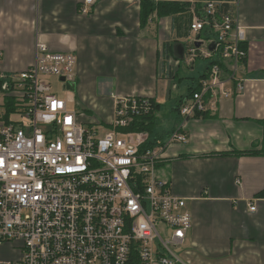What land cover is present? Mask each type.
<instances>
[{
  "label": "built area",
  "instance_id": "built-area-1",
  "mask_svg": "<svg viewBox=\"0 0 264 264\" xmlns=\"http://www.w3.org/2000/svg\"><path fill=\"white\" fill-rule=\"evenodd\" d=\"M183 1L192 14L188 57L218 63L202 80V91L184 99L182 119L167 140L154 147H146L149 132L124 130L151 113L150 97L115 96L110 124L87 122L84 112L53 88L49 76H57L65 90L76 81L74 52H55L37 42L27 69L0 70V246L19 244L21 264H128L133 253L137 264H188L179 250L193 215L158 176V166L171 145L188 142L187 121L206 110L204 94L224 83L225 66L235 79L247 51L241 47L246 33L237 2ZM227 3L232 10L223 7ZM94 4L83 0L81 13L89 14Z\"/></svg>",
  "mask_w": 264,
  "mask_h": 264
},
{
  "label": "crops",
  "instance_id": "crops-1",
  "mask_svg": "<svg viewBox=\"0 0 264 264\" xmlns=\"http://www.w3.org/2000/svg\"><path fill=\"white\" fill-rule=\"evenodd\" d=\"M82 1L0 0V70L27 69L37 42L55 52H74L77 108L90 117L101 113L100 120L109 124L115 96H147L161 104L157 93L166 77L168 98L180 91L183 80L175 83L172 77L181 69L174 75L170 67V74L168 64L188 56L190 44L181 41L185 36L175 30L172 16L154 14L142 27V0H95L89 14L81 13ZM225 1L237 2L247 58L237 65L235 79L224 67V83L204 94V115L187 121L188 142L171 145L157 172L193 215L179 250L188 264H264V0ZM167 44L171 59L163 67ZM189 67L193 70L194 63ZM100 77L109 80L108 98L91 96L92 88H84V82L96 84ZM181 119L177 113L171 129ZM21 255L19 244L0 246V262L21 264Z\"/></svg>",
  "mask_w": 264,
  "mask_h": 264
},
{
  "label": "trees",
  "instance_id": "trees-1",
  "mask_svg": "<svg viewBox=\"0 0 264 264\" xmlns=\"http://www.w3.org/2000/svg\"><path fill=\"white\" fill-rule=\"evenodd\" d=\"M223 7L225 9H233L234 6L227 3L224 4ZM156 14L158 17H164V16H172L174 21V28L177 31V33L181 36L189 37L190 36V23L192 21V14L190 12V5L188 2L182 1V0H162V1H154V0H142L141 1V25L142 27H146L151 17ZM169 44L165 45L163 48V67L169 63V60L171 59V55L169 54ZM241 47L246 50V46L244 43H242ZM168 49V50H167ZM175 59V58H173ZM214 63H218V61H211L207 67L205 68L202 75L197 79L196 84L192 86L189 89V94L186 96V98H190L194 96L195 93L202 91V80L203 79H209L211 74V67L214 65ZM169 67V73L170 71V65ZM151 101L153 103V110L149 115L143 116L141 118H138L132 123L129 128L124 130H142L147 131L150 133V139L146 144V147H154L155 145H158V143H163L168 138L171 130L167 133V138H164L163 134H156V136L153 137L154 134V128L156 127V122L158 120V114L161 110L162 105L157 102L155 99L151 98ZM185 98H181L178 100L176 106L174 107V110L176 113L180 114V106L184 102ZM203 112H196V116L202 115ZM204 115V114H203ZM234 154L241 156V155H247V154H254L257 153L256 151H234ZM260 153V152H258ZM223 155L229 154V153H222ZM137 255L136 253H133L132 258L128 264H137Z\"/></svg>",
  "mask_w": 264,
  "mask_h": 264
},
{
  "label": "rangeland",
  "instance_id": "rangeland-1",
  "mask_svg": "<svg viewBox=\"0 0 264 264\" xmlns=\"http://www.w3.org/2000/svg\"><path fill=\"white\" fill-rule=\"evenodd\" d=\"M183 1V0H182ZM189 40L188 37H185V39L181 40L182 42H187ZM208 46V41H204V45L202 46L204 50H206V47ZM178 62V66H176V61L172 62L171 67H173V74L176 75L178 71L180 70L179 74L177 76L172 77L173 82L178 83L180 81L184 82L183 85H181L180 91H173L172 97L168 98V79L163 78L160 80V85L158 89V100L161 102L162 107L158 114V120L156 122V127L154 128V134L153 137L156 136V134H163L164 138H167V133L171 130L172 122L173 120H176L177 113L174 110V107L177 104L176 98L181 93V91H184L185 88L188 86H192L193 84H196L197 79L200 77V74H202L207 67V65L210 62V58L205 56H197V57H188L186 56L184 59H180ZM194 63L195 67L192 70L189 67V64ZM77 77V69H75V78ZM47 80L49 82H52L53 88L58 91L62 90L59 95L63 96L64 98L68 99L69 105L72 108L78 107L79 98L76 95V86L78 84V81H74L73 86H70L68 90L62 89V82L59 80L57 76H49L47 77ZM92 88V92H90V95H94L97 97H106L108 98L109 92L111 91V86L109 84V80L105 79L103 77L99 78V81L96 82V84L90 85L87 82H84V88ZM94 87V88H93ZM89 89V88H88ZM91 90V89H90ZM86 115L85 121L89 122L90 120H97L99 121L102 117L101 113H96L92 117H90L88 114L83 113ZM102 130L105 131L106 126L101 125ZM167 140V139H166Z\"/></svg>",
  "mask_w": 264,
  "mask_h": 264
},
{
  "label": "water",
  "instance_id": "water-1",
  "mask_svg": "<svg viewBox=\"0 0 264 264\" xmlns=\"http://www.w3.org/2000/svg\"><path fill=\"white\" fill-rule=\"evenodd\" d=\"M200 38V36H198V39ZM195 45H196V47H200L201 45H202V41H200V40H197L196 42H195ZM215 48H216V41H213L212 43H210V45H209V50L210 51H215Z\"/></svg>",
  "mask_w": 264,
  "mask_h": 264
}]
</instances>
